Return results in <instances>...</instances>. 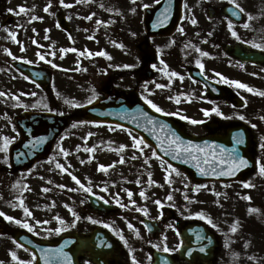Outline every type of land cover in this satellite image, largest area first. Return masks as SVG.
<instances>
[{"label":"rangeland","instance_id":"obj_1","mask_svg":"<svg viewBox=\"0 0 264 264\" xmlns=\"http://www.w3.org/2000/svg\"><path fill=\"white\" fill-rule=\"evenodd\" d=\"M153 1L80 0L77 3V0H65V3L72 5L65 8L60 4V0H51V7L46 12L44 9L49 0H0V93L6 94L0 96V146L3 145L5 136L11 141L9 147L18 139L12 117L20 115L24 110H38L46 106L49 111H55L68 120L66 129L54 142L48 157L35 163L27 171L8 173L4 162L7 152H0V212L13 217L14 220H27L35 229L30 233L43 238L56 237V228L62 227L64 231L88 230L95 225L107 224L109 227L106 228L112 230L122 248L123 260L129 264H133V257L138 264H150L153 244H166L170 249H176L179 240L175 232L180 229L182 222L185 218L201 220L196 214L203 212L206 218H211L216 225L213 228L206 219L201 220L212 229L219 240L215 264H264V175L259 172L260 164H264V150L260 148V145L264 144V119H261L264 117V96L259 95L264 92V73L261 70L235 65L217 48L207 44L198 43L192 46L196 59L208 67L207 71L211 75L224 73L223 77L232 76L255 90L248 92L232 85L234 91L246 102L245 106L239 108L226 101L206 103L203 99L190 98L185 87L174 82L172 76L168 81L164 80V75L159 78L162 81L158 82L167 81L166 86L161 83L167 88H158L154 83H157L163 70L157 65V71L155 70L152 79L148 80L153 84H145L144 79L137 85L140 87L137 96L140 94L151 99L164 113H175L172 116L182 121L186 132L190 134H206L208 130L204 123L211 119L218 124L215 130L217 133H223L226 125L239 121L249 125L253 133V154L257 164L253 172L244 175L237 182L195 184L184 171H180L181 169L175 168L180 173L177 175L167 168V164L164 161L162 163L160 158L152 157L150 148H145L143 154L134 149L129 135L131 131L104 123H78L75 118V105H81L91 98L93 100L103 93L105 85L109 82L112 84L109 79L112 71H117V67L124 69L138 66L140 52L137 45L141 41L140 9L144 4L149 5ZM254 2L255 6L249 8L248 13H263L261 17H264V0ZM21 7L25 12H20ZM54 13L55 18L59 14L65 18L70 29L68 38L62 37L63 34L56 37L53 26ZM90 15L92 19H86ZM7 16L12 18L9 23L4 21ZM33 16L37 19L33 20ZM98 20L103 23L98 24ZM128 31L132 35L134 33L135 38L134 35L131 38ZM32 36H39L35 43ZM225 36H228L227 33ZM42 37L48 40L41 41ZM244 39L248 43L253 41L250 35ZM39 40L45 44V48L38 45ZM149 42L142 46L143 49L149 47ZM69 48H75L77 51H62ZM85 50H90L91 55ZM100 51L106 52L107 56L95 55ZM37 53L44 55L45 60H40ZM13 56L49 68L52 77L49 87L45 91L41 90L42 92L33 91L25 79L9 66L10 61L16 60ZM53 64L58 67H53ZM211 69L215 70L212 72ZM139 80L140 78L137 81ZM135 82V76L120 74L117 85L125 91L134 89ZM53 89L59 95L55 94ZM213 109H218L219 114ZM205 110L208 115H205ZM181 116L188 119H181ZM240 116L245 119L241 120ZM192 120L199 123L193 124ZM74 124L76 127H73ZM122 145L126 147L121 151ZM61 148L63 152L60 151ZM134 155L135 159L132 158ZM121 159L123 163L120 162ZM145 159L148 160L147 164L144 163ZM100 165H104L107 171L99 170ZM72 175L86 187L90 186L92 192L98 196L101 195L114 203L119 199L120 203H116L119 211L103 216L90 211L86 200L88 193L72 180ZM137 180L140 181L139 184L136 183ZM245 183L249 186L245 187ZM61 185L64 187H60ZM197 185L207 187L194 191ZM44 188L49 191H42ZM104 188L108 191H102ZM128 191L133 193L131 200L135 201V204L129 200ZM141 191L145 192L147 199L140 196ZM169 195L172 200L167 199ZM245 195H250L257 204L262 203L259 210L261 213L248 205H242ZM185 196L189 199L186 200ZM21 200L23 206L31 212V217H27L23 207H20ZM155 200H160L163 208L157 206ZM137 208L147 210L148 215L137 211ZM73 212L79 219L73 216ZM57 217L64 221L63 225ZM89 217L98 223H92ZM143 217L158 220L162 233L153 237L146 235L140 225ZM36 221L41 223L36 224ZM44 221L47 223H43ZM2 223L4 225L0 230V264H18L12 260L11 251H15L22 261L31 260L29 253L16 247L9 237L11 228H25L0 216V226ZM234 223L237 226L235 233L231 231ZM129 225L133 227L129 228ZM49 229L52 231L49 232ZM121 235L124 240L120 239Z\"/></svg>","mask_w":264,"mask_h":264},{"label":"water","instance_id":"obj_2","mask_svg":"<svg viewBox=\"0 0 264 264\" xmlns=\"http://www.w3.org/2000/svg\"><path fill=\"white\" fill-rule=\"evenodd\" d=\"M171 2L172 10L169 13V19L164 21L163 24L152 23L154 18L161 19L158 16L159 12L153 9H147L144 14L145 30L151 33V30L158 26L161 30L158 33L164 34L169 32L175 25L179 17V0H169ZM167 22V23H166ZM59 24L65 28V22L62 17L59 18ZM237 57L242 60H264V54L259 52L241 53L235 52ZM263 56V57H262ZM24 74L31 77L32 81L36 84L44 85L47 82V72H43L40 69L34 68L28 64L18 62L13 63ZM209 91L212 92V96H219L221 88L211 82H208ZM219 88V91L217 88ZM127 101L121 98L112 96H105L97 103L84 107L81 110V114L84 119L100 120L117 122L124 126H128L138 131L143 139L157 150V153L167 159L169 162L180 165L190 171V176L193 180H227L238 179L244 173L250 171L254 167V160L251 155V133L249 129L239 124L235 126H229L226 128V134L224 136L210 135L205 138L197 139L192 136H188L183 133L180 126L168 118L157 115L150 111L144 104ZM237 105H241L240 101H236ZM141 112H146L153 120L164 123L168 128L164 132L157 131L156 135L165 136L170 132H175L185 143L191 142L195 145L204 146L216 145V151L219 154L223 149L237 148L239 154L248 161V166L241 168L235 175L222 176V175H201L193 162L184 163L183 158L172 159L170 155H165L159 149V142L156 140L152 132L146 131L144 125H146L145 118L141 115ZM14 122L20 131L21 140L17 146L10 151V169L15 170L17 168H24L25 164L35 161L40 156H45L48 151V144L52 141L53 137L64 127V122L58 120L51 114H45L41 116L39 113H25L22 117H15ZM140 125L139 127L137 125ZM210 128H213L214 123L207 124ZM46 126L43 130L39 131L38 127ZM239 137L243 140L240 145L235 144V139ZM40 138H46L43 143L36 144L35 142ZM206 138L218 140L219 142L209 141ZM221 141V142H220ZM213 142V143H211ZM94 206H98L97 203H93ZM99 207V206H98ZM101 207V206H100ZM144 226L149 233L159 231L154 221L143 220ZM180 238L183 246L178 250V257L190 264H212L213 254L216 250V240L209 230L201 223L188 222L185 223L181 232ZM206 237V239L197 240V236ZM14 238L21 244L28 247L33 253H36V264H44V261L39 253L40 248H59L64 246V251L68 252L72 257L73 264H79L81 257H87L94 264H120L111 256L116 250L115 243L111 236L101 228H96L88 235H83L77 232H67L57 239L51 241H42L31 237L23 232H15ZM29 241L31 243H29ZM68 242L65 244V242ZM203 247L205 251L201 252L199 249ZM191 250V255L188 251ZM167 258L169 264H174L172 257L169 254L153 252L154 262L153 264H161L163 258Z\"/></svg>","mask_w":264,"mask_h":264},{"label":"snow or ice","instance_id":"obj_3","mask_svg":"<svg viewBox=\"0 0 264 264\" xmlns=\"http://www.w3.org/2000/svg\"><path fill=\"white\" fill-rule=\"evenodd\" d=\"M79 2H80V0H77V3H79ZM133 2H135V0H133ZM228 2L230 4H232V5H234V8L232 10V15H239L240 13H242L244 11L243 8L240 6V4L236 2V0H228ZM154 3L155 4H160L161 0H154ZM60 4L63 7H65V8L72 7L71 4L65 3V0H60ZM50 7H51V0H49V4L45 7L44 10L47 12ZM143 7L144 8H149L150 5L144 4ZM170 9H171V6L169 4V6L165 7L162 10V12L160 14V16L162 18L158 20V23L163 24L164 21L169 19ZM9 11H12V10L9 9ZM20 12L21 13L25 12V9L23 7H21L20 8ZM32 19L35 20V19H37V17L33 16ZM86 19L91 20L92 16L90 15V16L86 17ZM97 23L100 24V23H103V22L98 20ZM191 23L192 24H196V20L193 19L191 21ZM228 27L230 29H232V27H233L231 20L228 21ZM244 27L247 28L248 25L245 24ZM178 30L180 32H183V28H180ZM12 35L15 36L14 33H12ZM133 35H135V34L133 33ZM209 35H211V33H209ZM232 35L236 39H238V40L240 39V37L237 35V33L235 31H232ZM89 38H91V37H89ZM33 43H35V41H33ZM253 46L254 47H258V48L262 47L259 44H254ZM121 47H123V45H121ZM21 50L23 51V48ZM62 51H64V52H76L77 49L69 48V49H63ZM197 51H199V49H197ZM82 54L83 53H81V55ZM89 54L91 55V53H89ZM202 54L203 55H207V53H202ZM9 55H11V53H9ZM37 55L39 56L40 60H42V61L45 60V56L44 55H42L40 53H37ZM53 55H54V53H53ZM95 55L107 56V53L104 52V51H100V52L95 53ZM12 58L13 59H20V58H17L15 56H13ZM108 58L111 59V57H108ZM25 62L26 63H32V61H25ZM161 63L163 64V61H161ZM197 64H198V67L201 69V74H203L204 65L202 63H200L199 61H197ZM52 66L53 67H58L55 64H53ZM124 67H130V66L129 65H124ZM153 67H155V65H153ZM166 67L167 66L165 65V68ZM165 74L167 75L168 73L166 72ZM170 75L172 77H177L179 74L176 73L175 71H173V72L170 73ZM215 75L220 78V82H222V83L234 85L237 89H245L248 92H254L255 91L253 88H251L247 84H244V83L236 81V80H229L228 78L223 77L222 74H220V73H215ZM25 79H28V77H25ZM180 79L182 80L183 77L181 76ZM157 87L160 88V87H164V86L158 84ZM3 95H6V94L5 93H0V96H3ZM259 95L264 96V92L259 93ZM142 98L144 99V102L147 105H149L152 109H154L156 112H163V109L160 108L157 104H155L151 99L147 98L146 96L142 97ZM170 99H171V97H170ZM88 102L92 103V99H89ZM65 103H69V101H65ZM75 106L79 107L80 105H75ZM213 111H216L219 114L218 109H213ZM164 114L165 115H175V113H167V112H165ZM208 114H209L208 111L205 110V115H208ZM141 115L146 120V125H144L145 130L146 131H150V132L153 133V135L155 136L156 140L159 142L160 151H162L165 155H170L172 157V159H174V160L183 158V162L184 163L193 162L194 166L197 168L198 172L201 175H204V176H208V175L232 176V175H235V173L238 172L241 168L248 166V161L243 156H241L239 154V151H238L237 148L223 149L218 154L217 151H216V148H217L216 145L205 144L202 147L200 145L192 144L191 142L185 143L179 136H177L175 134V132H170L168 135H165V136L156 135L157 131L164 132L168 128V126L166 124H164V123H161V122L153 120L150 116H148V114L146 112H141ZM180 118L181 119H188L187 117H184V116H181ZM239 118L241 120L245 119L244 116H240ZM261 119H264V117H261ZM191 123L196 124V123H199V122L195 121V120H192ZM137 126L139 127L140 125L138 124ZM73 127H76V125L74 124ZM253 127H255V125H253ZM129 135L131 136L132 141H133L132 147L134 149H137L141 154L144 153V149L145 148H149L150 147L143 138H138L137 136L132 135L131 132H129ZM45 139L46 138H40L35 143L36 144L43 143ZM10 142L11 141L9 140L8 137H6V136L3 137V145L0 146V152H5L6 153L8 151ZM234 142H235L236 145H240V144L243 143V140L241 138L237 137ZM124 147H126V146L122 145L120 150L122 151L124 149ZM260 148L262 150H264V144H261ZM60 151L63 152L64 150L61 148ZM86 151H93V149H86ZM151 155L154 158H160L162 160L161 157H158V153H157V150L155 148L151 149ZM132 158L135 159L136 156L134 155ZM120 162L123 163V159H121ZM144 163L147 164L148 160L145 159ZM162 163H164L163 160H162ZM57 166L58 167H62L61 165H57ZM167 168H170L172 170V172H176L177 175H180V173L175 168H172L171 165H167ZM99 170L107 171V169H106V167L104 165H100L99 166ZM259 172H260V174L264 175V164H260ZM69 175H71V173H69ZM71 178H72V180L75 181V183L77 185L80 186V188L83 189L84 192L92 193V188L90 186L86 187L74 175H72ZM166 179H167V176H166ZM136 183L139 184L140 181L137 180ZM149 183H151V181H149ZM244 186L248 187L249 184L245 183ZM60 187H64V186L61 185ZM185 187H187V185H185ZM202 187L206 188L207 185H197L195 187V189H193V190L194 191H199V189L202 188ZM42 191L47 192V191H49V189L44 188V189H42ZM102 191L107 192L108 189L104 188V189H102ZM139 194H140L141 197L147 199L144 191H141ZM127 195L129 197V200L132 202V204H135V201L131 200V198L133 196V193L131 191H128ZM217 195H219V194L217 193ZM100 199H103V197H100ZM167 199L168 200H172V196L169 195L167 197ZM185 199L187 200L189 198L187 196H185ZM248 199H250V198H248ZM108 202L109 201L104 200V203H108ZM82 203H83V201H82ZM116 203L117 204L120 203L119 199L116 200ZM154 203L157 206H159L160 208H163V204H162V202L160 200H155ZM120 206L121 207H125V205H123V204H120ZM20 207H23V211H24V213H25V215L27 217H31V215H32L31 212L29 211V209L27 207L23 206V201L22 200L20 201ZM136 210L137 211H143L144 215H148L147 210H142L140 208H137ZM196 215L201 220H205L206 219V222L209 225H211L213 228L216 227V225L213 223L212 219L211 218H206V216H205V214L203 212L197 213ZM0 216H4L6 220L14 221L15 223L21 225L23 228L27 229L29 232H34L35 231L33 225L28 223L27 220H25L23 222L20 221V220H14L13 217L7 216L3 212H0ZM73 216L76 217V219H79V217L76 216L75 212H73ZM56 219L60 222L61 225L64 224V221L61 220L59 217H57ZM88 219H90L92 221V223H94V224L98 223L97 220H92L91 217H89ZM40 223H41V221H36V224H40ZM43 223H47V221H44ZM142 223H143V221H142ZM104 226L105 227H109V225H107V224L104 225ZM145 226L147 227V225H145ZM132 227H133L132 225H129V228H132ZM48 231L51 232L52 230L49 229ZM62 231H64V228H62V227L55 229V233L57 235H59ZM231 231L233 233H235L237 231V226H236L235 223L231 226ZM37 234H39V233H37ZM177 235H179V233H177ZM120 239L124 240V237L121 235ZM166 239H167V237L164 238L165 241H166ZM196 239L197 240H202V239H206V237L198 235L196 237ZM29 243H31V242L29 241ZM67 243L68 242L66 241L65 244H67ZM125 244L127 245V241H125ZM152 246L154 248L159 249L163 253H170L172 251L179 250V248L170 249L166 244H164L163 246L159 245V244H153ZM182 246H183V244L181 243V245L179 247H182ZM16 247L24 248V245L20 244V243H17ZM24 250L28 251L27 248H24ZM38 251H39V253H40V255H41V257H42V259L44 261V264H73L72 257L69 255L68 252L64 251V246H61L59 248H47V249L40 248ZM199 251L203 252V251H205V249L203 247H201L199 249ZM188 254L191 255V250L188 251ZM10 256H11L12 260L13 261H17L18 264H36V253H33L31 260H29L27 262L20 260L18 258V256H17L15 251H11L10 252ZM149 259L151 260V257H149ZM85 264H88V262L85 261ZM133 264H138V262L135 260V257H133ZM161 264H169V262H168L166 257L162 259Z\"/></svg>","mask_w":264,"mask_h":264},{"label":"flooded vegetation","instance_id":"obj_4","mask_svg":"<svg viewBox=\"0 0 264 264\" xmlns=\"http://www.w3.org/2000/svg\"><path fill=\"white\" fill-rule=\"evenodd\" d=\"M236 2L239 3L242 8H252L255 6L254 0H236ZM189 3L195 8V11L205 16L206 20L208 21L206 27H202L197 22L196 24L189 23V28H187V30L188 32L193 33H181L180 35H175V33H173L167 37L154 38L156 40L166 39L165 41L167 42L164 46H162L161 49L157 45H155V48L156 51L159 49L164 50L166 54L170 56L175 55L174 52L179 54L175 57L178 58V60L175 58L172 60L170 59V68L172 69V72L175 71L179 74L177 76L178 79L173 77V81L179 83L180 86H184L189 95L196 97L202 94L205 97V89L202 87L200 82L188 77L187 72L190 66L198 68L197 64L190 65L187 60L189 59L190 53H192L193 55L190 56L193 57L196 62L198 61L195 58L196 54L193 51L192 46L198 43H203L215 47L220 52H222L225 45L221 40L226 39L234 43L241 42L232 35V30L234 29L235 32H237V25L241 23L236 24L232 22V29L228 27L229 20L222 12L223 6L230 4L228 0H189ZM262 14L263 13L259 12L251 14V16L247 18L246 24L248 25L247 29L256 32L254 35H252V37L257 42V44L262 46L259 47V49L264 50V17H261ZM244 20L246 19L243 17V21ZM209 33H211V35H209ZM226 33H228V36H225ZM185 54L186 56L184 57ZM231 59L234 60L233 58ZM183 61H186V64H183ZM244 64L250 65L257 69H262L264 71L263 65H256L251 62ZM140 75H142L141 72ZM181 76L183 77L182 80L180 79Z\"/></svg>","mask_w":264,"mask_h":264}]
</instances>
